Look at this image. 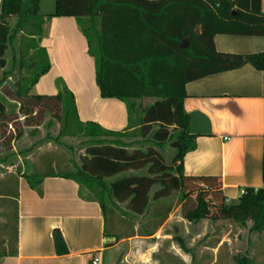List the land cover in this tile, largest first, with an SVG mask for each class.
<instances>
[{
  "label": "trees",
  "instance_id": "obj_1",
  "mask_svg": "<svg viewBox=\"0 0 264 264\" xmlns=\"http://www.w3.org/2000/svg\"><path fill=\"white\" fill-rule=\"evenodd\" d=\"M62 17L73 18L86 40L100 98L124 104V130L113 132L93 122H80L72 93L57 81L61 91L54 96L29 94L50 68L46 51L40 47L43 25ZM219 34L264 37L261 0H54L53 11L46 17L39 15V0H1L0 70L6 67L10 51L11 65L16 63L17 53L18 68H37V72L33 77H21L12 91L3 87L7 79V73H3L0 122L16 120L14 112L6 109L9 100L17 103L24 124L55 112L62 123L61 133L72 130L87 138L89 146L80 165L72 173L55 176L71 179L95 193L104 217L105 197L109 203L126 204L132 215L144 214L149 194L157 187L153 200L179 192L182 218L188 222L250 221L251 231L262 233L264 187L244 189L235 202L229 203L222 194L220 178L186 177L182 173L184 156L195 148V137L189 132V118L183 110L185 85L244 65L264 70V53L242 56L217 52L213 38ZM184 40L187 49L180 48ZM27 49L33 52L28 66L23 60ZM145 100L152 102L144 106ZM131 138L132 143L125 141ZM165 149L170 150L169 163ZM129 171L144 174L124 176ZM45 174L54 176L52 171L22 176L31 189H36ZM10 194H4L8 201L14 199L12 225H7L6 236L8 243L11 237L13 249H5L0 259L16 254L17 180L13 196ZM104 235L108 237L106 231ZM53 244L58 255L67 253L57 231Z\"/></svg>",
  "mask_w": 264,
  "mask_h": 264
},
{
  "label": "crops",
  "instance_id": "obj_2",
  "mask_svg": "<svg viewBox=\"0 0 264 264\" xmlns=\"http://www.w3.org/2000/svg\"><path fill=\"white\" fill-rule=\"evenodd\" d=\"M213 45L219 53H264V37L219 34ZM40 47L50 68L29 90L30 95L54 96L55 82L60 80L73 95L80 122H93L113 132L126 128L124 104L100 98L93 59L73 18L45 21ZM185 93L183 110L195 148L183 158V175L220 178L229 203L244 189L263 188L264 70L244 65L189 82ZM57 174H45L36 189L18 178L16 254L4 256L0 264H91L94 257L102 261L110 250L106 244L112 240L104 235L106 219L98 202L87 199L86 190L75 181ZM56 231L65 243L64 255L56 253Z\"/></svg>",
  "mask_w": 264,
  "mask_h": 264
},
{
  "label": "rangeland",
  "instance_id": "obj_3",
  "mask_svg": "<svg viewBox=\"0 0 264 264\" xmlns=\"http://www.w3.org/2000/svg\"><path fill=\"white\" fill-rule=\"evenodd\" d=\"M39 7V15L46 17L53 11L54 0H39ZM12 21L13 18L9 24ZM31 55L33 52L27 49L23 57L27 66ZM6 59V67L0 70V79L7 73L5 89L12 91L21 77H33L37 72V68H18L17 53L14 65H11L10 51ZM58 82L62 85L60 80ZM57 83L58 93L61 87ZM151 102L145 100L143 104L146 106ZM6 109L14 112L12 117L16 120L0 122V254L5 249H13L11 237L8 243L6 234L14 214V199L11 197L8 201L5 192L9 191L13 196L15 180L18 182V178H23L22 174L72 173L84 159L89 146L87 138L72 130L61 133L62 123L56 119L55 112L24 124L16 102L7 100ZM12 117L9 116L10 120ZM125 141L132 143L134 138ZM165 153L169 163L170 150L165 149ZM131 174L142 175L144 171H129L124 176ZM157 189L154 187L150 192L146 212L140 216L128 212L126 204L109 203L104 198L106 235L112 241L106 244L111 248L104 254L101 264H240L241 261L264 264V231L252 232L250 221L243 224L209 220L188 222L182 218L179 192L153 200L152 195ZM82 190H86L87 199L97 197L85 187Z\"/></svg>",
  "mask_w": 264,
  "mask_h": 264
},
{
  "label": "built area",
  "instance_id": "obj_4",
  "mask_svg": "<svg viewBox=\"0 0 264 264\" xmlns=\"http://www.w3.org/2000/svg\"><path fill=\"white\" fill-rule=\"evenodd\" d=\"M244 190L240 191V194H243ZM91 264H101V258L100 257H94L91 261Z\"/></svg>",
  "mask_w": 264,
  "mask_h": 264
},
{
  "label": "water",
  "instance_id": "obj_5",
  "mask_svg": "<svg viewBox=\"0 0 264 264\" xmlns=\"http://www.w3.org/2000/svg\"><path fill=\"white\" fill-rule=\"evenodd\" d=\"M180 48L181 49H187V42L185 40L181 42Z\"/></svg>",
  "mask_w": 264,
  "mask_h": 264
}]
</instances>
